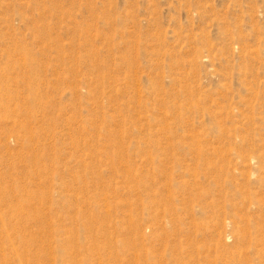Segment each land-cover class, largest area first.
<instances>
[{
  "label": "rangeland",
  "instance_id": "374dc122",
  "mask_svg": "<svg viewBox=\"0 0 264 264\" xmlns=\"http://www.w3.org/2000/svg\"><path fill=\"white\" fill-rule=\"evenodd\" d=\"M1 259L264 264V0H0Z\"/></svg>",
  "mask_w": 264,
  "mask_h": 264
},
{
  "label": "bare ground",
  "instance_id": "6f19581e",
  "mask_svg": "<svg viewBox=\"0 0 264 264\" xmlns=\"http://www.w3.org/2000/svg\"><path fill=\"white\" fill-rule=\"evenodd\" d=\"M24 257H25V256H24ZM24 257H23V258H24ZM1 258H2V257H1ZM1 264H2V259H1Z\"/></svg>",
  "mask_w": 264,
  "mask_h": 264
}]
</instances>
